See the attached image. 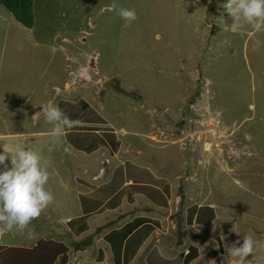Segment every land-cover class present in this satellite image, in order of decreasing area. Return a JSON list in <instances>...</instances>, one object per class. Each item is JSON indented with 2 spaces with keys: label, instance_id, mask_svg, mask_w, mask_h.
Masks as SVG:
<instances>
[{
  "label": "rangeland",
  "instance_id": "rangeland-1",
  "mask_svg": "<svg viewBox=\"0 0 264 264\" xmlns=\"http://www.w3.org/2000/svg\"><path fill=\"white\" fill-rule=\"evenodd\" d=\"M226 3L33 0L31 28L0 4V152L35 151L54 197L27 229L0 233L1 251L52 238L56 251L39 264H113L97 226L141 214L158 218L162 229L152 238L163 236L144 242L133 264H146L154 245L170 259L190 244L199 250L191 264H232L229 248L246 236L254 251L244 264H264V28L241 21L231 30ZM119 8L135 10L136 20L125 26ZM62 99L86 101L104 122L79 126L103 137L112 130L119 145L106 140L86 154L64 135L54 138L52 125L34 115ZM125 162L171 185L166 207L138 194L134 205L148 210L133 215L124 202L127 218L106 210L90 218V230L69 237L66 221L79 212L84 181H109ZM192 204L210 205L215 219L188 224ZM83 239L91 243L83 252L66 247Z\"/></svg>",
  "mask_w": 264,
  "mask_h": 264
},
{
  "label": "trees",
  "instance_id": "trees-1",
  "mask_svg": "<svg viewBox=\"0 0 264 264\" xmlns=\"http://www.w3.org/2000/svg\"><path fill=\"white\" fill-rule=\"evenodd\" d=\"M32 3L33 0H0V4L18 23L26 28H31L33 25ZM58 107L72 121L76 122L72 127L67 128L64 134V138L67 140L68 144L75 150H81L86 154H91L95 150H98V148L107 145L106 140L110 141L113 148L119 145L118 141L115 144L116 138L112 130L104 131L105 137H103V135H99L96 130L80 127L88 123L104 122L86 101L77 100L76 102H72L62 99L58 102ZM126 164L127 162L118 165L113 170L112 179L108 182L99 185L96 189L93 188L87 195H79V212L76 216H72L70 220L66 221L69 237H71V235L73 237L80 236L83 232H86V230L89 229V219L95 214L104 212L108 207H118L121 204V199L120 196L117 195H119L121 188L125 187V182L128 181H131L129 185L131 188L143 194L153 204H157L163 199L164 206H166L165 197L161 194L156 195V191L159 192L161 185L162 187L165 186L166 190H168V183L160 178L154 177L147 169L140 168L133 164ZM79 180L81 183L84 181L82 179ZM129 200H131V198H129ZM142 219L141 217H136L125 224L124 228L114 229L103 235L102 240L107 244L111 252L113 264H129L146 236L154 229L151 223L147 222L136 230L137 226H139V221ZM214 219L215 211L210 205L192 204L188 207V224L192 225L195 221L198 225L205 226ZM155 224H158V222L155 221ZM89 242L88 239H83L81 241L74 240L71 242L72 248H70L71 245L67 244L66 247L68 246L70 248L69 251H79L87 247L90 244ZM54 245L55 248H52ZM42 248H46V250L41 252L40 250ZM56 248V243L54 241L51 239L45 240L43 238L39 239L38 243L33 248H16L15 246H9L3 251L0 250V264H39L38 262L40 261L44 262V257L52 255V252L55 253ZM198 256V248L194 245H190L188 252L184 254V256H182V254L180 255L179 262L181 261L182 264H191ZM153 257H155V255H153ZM52 259L51 257L48 263H51ZM159 259L161 260L162 258ZM173 261L174 260H162L163 264H173L176 262Z\"/></svg>",
  "mask_w": 264,
  "mask_h": 264
},
{
  "label": "clouds",
  "instance_id": "clouds-1",
  "mask_svg": "<svg viewBox=\"0 0 264 264\" xmlns=\"http://www.w3.org/2000/svg\"><path fill=\"white\" fill-rule=\"evenodd\" d=\"M110 7L117 10L115 2ZM224 7L234 18V23L228 26L231 30L239 28L241 21L253 25L257 30L264 28V0H227ZM118 15L125 22V26L137 18L135 10L127 8H119ZM41 106L42 111L34 116L36 119L44 116L46 122L52 125L54 138L63 136L66 129L76 123L54 104ZM7 160H10V168L5 164ZM0 166L4 169L0 170V233L11 232L13 229L25 230L54 198L45 188L49 174L41 168L40 156L20 145L0 152ZM253 251L252 237H244L242 245L229 248L232 264H244L245 258Z\"/></svg>",
  "mask_w": 264,
  "mask_h": 264
},
{
  "label": "crops",
  "instance_id": "crops-1",
  "mask_svg": "<svg viewBox=\"0 0 264 264\" xmlns=\"http://www.w3.org/2000/svg\"><path fill=\"white\" fill-rule=\"evenodd\" d=\"M66 83L67 82H65V85H66ZM66 89V88H65ZM4 136V135H3ZM121 164H123V163H121ZM119 165V164H118ZM118 165H116L115 167H113L112 168V170H114ZM101 176V175H100ZM94 178H96V179H98L97 177H98V175H95V176H93ZM101 179H104L105 178V175H103V176H101L100 177ZM95 179V180H96ZM82 180H84V179H82ZM86 184H89V185H84L87 189H88V191L87 192H85V193H79V195H81V194H88L89 192H91L92 190H93V188L94 189H96L99 185H101V184H104V183H106V182H108V180H105V181H103V182H100V183H95V182H88V181H84ZM129 184V183H131V181H128V182H125V184ZM92 185V186H91ZM169 185V184H168ZM170 186V190H171V185H169ZM125 187H130L129 185L128 186H125ZM125 187H122L121 188V190H120V192H119V195H117V196H120V199H121V204L118 206V207H116V208H107L106 210H114V209H119L120 211H122V213H121V216H123L124 218H127L126 217V215H127V213H128V210H125V208L122 206V204L124 203V202H126L127 204H129L130 206H131V210H129L131 213H133V215H134V211L135 210H138V209H144V210H148V208H145L144 206H142L141 204L140 205H138V206H136V205H134V198H135V195H141V196H143V197H145L143 194H141V193H139L138 191H135L134 190V188H129V190H126V188ZM170 190H169V188H168V190H166L164 187H162V185H161V188H160V190H159V192H157L156 191V195H159V194H161V195H163L165 198H166V196H167V193L169 194L170 193ZM129 198H131V200H129ZM147 199V198H146ZM156 206H158V207H161V208H165L166 206H164L165 204H164V201H163V199H161L157 204H155ZM122 208H123V210H122ZM105 210V211H106ZM104 211V212H105ZM104 212H102V213H104ZM102 213H100V214H95V216L97 215V216H99V215H101ZM165 213V212H164ZM132 215V216H133ZM136 217H141V218H143L141 221H139V223H138V225L139 226H137V228H136V230L140 227V226H142V224H144V223H151V225L154 227V229L151 231V233L148 235V236H146V238H145V240L142 242V244H141V246L139 247V249L137 250V252H136V255L132 258V260L129 262V264H133L134 262V259L136 258V256H137V254L140 252V250L142 249V246H143V244H144V242H146V241H148V240H150V239H152L153 241L155 240V242H157V243H160V237L161 236H163V235H161V236H159V237H157V238H152L153 237V235L155 234V232L156 231H161V229H162V223H161V221L158 219V218H155V217H152V216H144V215H141V214H137V215H134L131 219H129L128 221H126V222H124L121 226H118V227H116V226H113V227H110V226H112L113 225V221H112V219L109 217V218H107L106 219V221H105V224H109V225H101V227H99V226H97V229H105L104 230V232H102L103 234L101 235L100 234V232L98 233V234H100V239L101 240H99V241H103L102 239V237H103V235L104 234H107L109 231H111V230H114V229H122V227L124 228V226H125V224H127V223H129L131 220H133L134 218H136ZM70 219V217H68V220ZM89 221H90V219H89ZM155 221H157L158 222V224H155ZM89 230H90V224H89ZM87 231V230H86ZM165 234V233H164ZM75 237H79V236H75ZM91 237H93V236H91ZM41 239V238H40ZM43 239H45V240H49V239H52V238H43ZM38 241H39V239L37 240V242H35L32 246H30V247H28V246H22V247H24V248H33L37 243H38ZM103 243H105V242H103ZM91 244V243H90ZM106 244V243H105ZM190 245H192V244H190ZM190 245H188V246H186V248H184L183 249V251H179L178 253H176L175 251H172V253H173V256L170 258V259H167V258H165L164 256H162V253H161V250L163 249V247H157V246H152L151 247V249H150V251H149V255H147L146 256V264H152L153 262H155V263H153V264H163V262H162V260L164 259V260H174V261H176V262H172L173 264H182L181 263V261L179 262V258H180V255L182 254V256H184V254H186L187 252H188V248H189V246ZM10 246V245H9ZM8 246V247H9ZM14 246V245H13ZM69 248V247H68ZM107 248H108V246H107ZM198 248V247H197ZM70 249V248H69ZM85 248H83L82 250H79V251H85L84 250ZM173 250V249H172ZM102 251L101 250H99V254L101 253ZM198 254H199V250H198ZM153 255H155V257H153ZM157 256V257H156ZM199 257V256H198ZM197 257V258H198ZM101 258V257H100ZM159 258H162L161 260L159 259ZM177 259V260H176ZM178 262V263H177Z\"/></svg>",
  "mask_w": 264,
  "mask_h": 264
}]
</instances>
